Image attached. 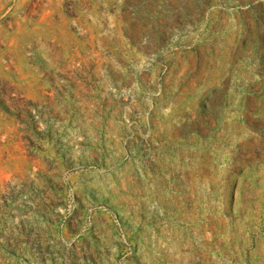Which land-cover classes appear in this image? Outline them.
Masks as SVG:
<instances>
[{
  "label": "rangeland",
  "instance_id": "374dc122",
  "mask_svg": "<svg viewBox=\"0 0 264 264\" xmlns=\"http://www.w3.org/2000/svg\"><path fill=\"white\" fill-rule=\"evenodd\" d=\"M0 264H264V0H0Z\"/></svg>",
  "mask_w": 264,
  "mask_h": 264
}]
</instances>
